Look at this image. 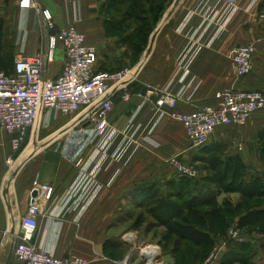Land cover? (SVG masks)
Segmentation results:
<instances>
[{"label": "crops", "instance_id": "crops-1", "mask_svg": "<svg viewBox=\"0 0 264 264\" xmlns=\"http://www.w3.org/2000/svg\"><path fill=\"white\" fill-rule=\"evenodd\" d=\"M109 2L115 0H32L26 8L22 0H0V38L6 28L10 34L7 49L0 42V65L6 60L3 50L10 51L14 69L22 47L26 56L47 48L52 31L45 27L42 9L51 10L56 29L74 23L86 35L98 51L96 71L140 65L136 79L128 83V100L120 87L113 90L115 107L108 119L120 134L105 156L96 152L104 136L94 122H81L82 115L44 113L17 158L13 140L19 132L0 128V264H19L14 242L35 189V201L42 207L36 244L60 258L78 254L90 264H128L135 247L129 248L128 242L136 235L129 234L133 229L126 232L120 214L133 206V195L146 189L142 186L167 192L179 182L169 158L199 163L203 153L215 150L226 158L238 157L249 177L264 172V111L243 124L218 126L202 149L192 150L182 122L167 115L158 119L151 109L165 92L180 97L175 107L162 108L171 114L216 105L220 90H264V43L257 45L252 74L238 77L232 69L235 47L258 38L256 19L264 0H240L233 11L216 0H169L138 60H132L126 38L114 34L117 26L108 32ZM65 59L59 43L54 60L45 64V76L57 78ZM149 90L156 93L145 102ZM130 142L139 150L122 163L119 153ZM202 178L196 174L194 179ZM149 247L158 253L153 245L145 247L141 254L146 263L144 251ZM228 255L225 250L212 264H229ZM158 261L170 264L166 258Z\"/></svg>", "mask_w": 264, "mask_h": 264}, {"label": "built area", "instance_id": "built-area-1", "mask_svg": "<svg viewBox=\"0 0 264 264\" xmlns=\"http://www.w3.org/2000/svg\"><path fill=\"white\" fill-rule=\"evenodd\" d=\"M216 1L217 5L226 4L231 11L235 10L240 2ZM31 2L32 0H22L26 8ZM42 16L45 27L52 31L47 48L33 56H26L22 47L16 54L13 71L8 74L0 69V128L9 133L19 132L13 140V146L17 149L24 140L26 129L37 125L44 113L82 115L81 122H94L102 137L104 136L96 152L105 156L114 147L120 134L110 126L108 119L109 113L115 107L113 90L120 87L123 98L128 100V83L136 79L138 68L125 66L112 71H96L98 51L95 46L87 43L86 35L79 31L74 23L56 29L53 13L49 9H42ZM223 26L220 25V30ZM259 41H264V35L254 42L235 47L232 69L238 77L252 74ZM59 43L65 50V63L57 78H48L44 74L45 64L54 60ZM155 93V90H149L145 102ZM217 98L216 105H207L189 113L168 114L162 108L175 107L180 97L165 92L160 94L151 109L158 119L167 115L182 122L192 150L202 149L218 126L243 124L264 111V90L224 89L217 92ZM138 150V145L130 142L120 151L118 160L122 163L130 162ZM11 161L9 158L8 162ZM169 161L181 173L189 177L196 176V173L177 156L169 158ZM40 213L42 207L34 198L27 214L21 220L22 232L14 242V254L19 264H90L87 258L78 254L65 258L57 257L34 242ZM229 234L232 239L240 238L239 230H231ZM215 251L203 264H212L220 249ZM127 258L130 264V256Z\"/></svg>", "mask_w": 264, "mask_h": 264}, {"label": "rangeland", "instance_id": "rangeland-1", "mask_svg": "<svg viewBox=\"0 0 264 264\" xmlns=\"http://www.w3.org/2000/svg\"><path fill=\"white\" fill-rule=\"evenodd\" d=\"M125 4L117 6L115 2H109L106 13L110 15L111 23L112 21L117 23L124 21V28H118V31H115L114 34L119 37L126 38V45L132 52V60H138L144 54L146 46L150 41V36L148 33L149 28L152 26L153 18L158 13V8L161 5H166L169 0H158L155 4H150V0H138L139 6L134 4V0H123ZM120 4V3H117ZM153 7V10L151 8ZM118 19H121L120 21ZM256 25L258 26V38L264 35V8H260V11L257 15ZM108 28H113L111 24ZM9 28H6L5 33L1 36L0 42L4 41L3 48L6 49L9 47L10 34H8ZM111 32V31H110ZM257 38V39H258ZM256 39V40H257ZM255 40V41H256ZM254 42V41H253ZM264 43V41H259L257 45ZM1 46V44H0ZM140 49V50H139ZM258 50V47H257ZM6 60L4 64L0 65V69L4 70L6 73L10 74L13 70V66L10 61V51L3 50ZM257 52V51H256ZM3 57V55H1ZM9 58V59H7ZM133 66L139 68L140 65ZM45 130V129H44ZM211 154H216V152L208 150ZM207 151V152H208ZM203 155H208L203 153ZM199 163L186 162L194 173L205 177L209 173L204 170V163L202 158H199ZM179 178H184L182 182L185 185L182 187V190L185 194L184 198H187L190 195V192H194L196 185H200L204 190L207 187L215 188V185L210 184L209 182L202 183V179H194L195 177H189L181 173L178 169L176 170ZM191 182V183H189ZM189 183V184H188ZM196 183V185H195ZM179 188H181L179 186ZM178 187L170 188L173 193L179 190ZM178 189V190H177ZM169 190V189H168ZM220 201H227L226 208H229V213L225 211V220L219 229V234L215 237V242L213 245L209 246H194L189 243H185L183 248L180 251H175L173 246H169L167 249L159 244L163 228L154 227L152 225V219L147 216V222L140 228L135 227V217L131 219V214L135 216L139 215L144 209H136L135 206L131 205L126 209L122 210L120 214V222L127 229L126 232L130 231L129 234L136 235L134 241L128 242L129 248L135 246L132 249L131 256L129 260L130 264H146V261L141 253L145 247L153 245L158 249V253L152 247L147 248L144 252L151 249L156 254L153 258V264H161L158 260L166 258L170 264H203L210 256L216 252L217 248L220 249L216 258L222 254L225 250H229L230 255L226 259L229 264H264V232L259 227H250V228H239L237 226V218L250 208L264 206V200H250V201H241L238 194L226 196H220ZM122 228V227H121ZM130 229V230H129ZM239 230L238 239L230 238L229 232L231 230ZM125 232V233H126ZM159 244V245H157ZM131 250V249H130ZM155 259V260H154ZM214 260V261H215ZM148 261V260H147ZM213 261V262H214ZM212 262V263H213ZM121 264V262L119 263ZM129 264V263H128Z\"/></svg>", "mask_w": 264, "mask_h": 264}, {"label": "trees", "instance_id": "trees-1", "mask_svg": "<svg viewBox=\"0 0 264 264\" xmlns=\"http://www.w3.org/2000/svg\"><path fill=\"white\" fill-rule=\"evenodd\" d=\"M158 0H150V4L157 3ZM117 6L125 4L123 0H115ZM120 3V4H117ZM134 4L139 6V1L134 0ZM164 5L159 6L158 13L152 19V26L148 33L152 31L161 16ZM153 10V7L151 8ZM124 28V21L118 24L107 23V30L110 32V25ZM140 50V49H139ZM214 151L215 150H211ZM202 155L204 170L209 174L202 178V183L209 182L215 188L207 187L204 190L200 185H196L194 192H190L187 198L182 190L185 185L184 178H179V182L174 183L167 192H163L159 187L152 185L143 191L133 195V205L136 209H144L139 215L131 214V219L135 217V227L140 228L147 222V216L152 219L154 227L163 228L159 244L164 248L173 246L175 251H180L185 243L200 247L213 245L215 237L219 234V229L225 220L227 201H220L223 194H239L241 201L264 200V172L262 174L249 177L245 164L238 157H223L219 154ZM191 183V182H189ZM188 183V184H189ZM179 186L175 193L170 190ZM239 228L259 227L264 232V206L250 208L237 218Z\"/></svg>", "mask_w": 264, "mask_h": 264}, {"label": "water", "instance_id": "water-1", "mask_svg": "<svg viewBox=\"0 0 264 264\" xmlns=\"http://www.w3.org/2000/svg\"><path fill=\"white\" fill-rule=\"evenodd\" d=\"M31 133H32V127H28L26 129V134H25L24 140L22 141V143L20 144V146L16 149L13 158H17L20 155V153L27 147V145H28V143L30 141ZM37 195H38V190L35 189L33 191V193H32V197L35 198ZM144 256L146 258H148L147 257L148 255L145 252H144ZM127 260H128V258H127Z\"/></svg>", "mask_w": 264, "mask_h": 264}, {"label": "bare ground", "instance_id": "bare-ground-1", "mask_svg": "<svg viewBox=\"0 0 264 264\" xmlns=\"http://www.w3.org/2000/svg\"><path fill=\"white\" fill-rule=\"evenodd\" d=\"M145 253L148 255V264H153V258L156 256V253L151 249L147 250Z\"/></svg>", "mask_w": 264, "mask_h": 264}]
</instances>
